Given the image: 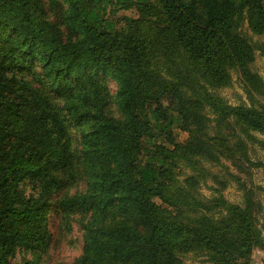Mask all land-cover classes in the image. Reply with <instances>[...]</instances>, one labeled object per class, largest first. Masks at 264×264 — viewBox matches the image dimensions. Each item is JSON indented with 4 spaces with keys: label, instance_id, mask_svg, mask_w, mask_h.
I'll return each instance as SVG.
<instances>
[{
    "label": "trees",
    "instance_id": "obj_1",
    "mask_svg": "<svg viewBox=\"0 0 264 264\" xmlns=\"http://www.w3.org/2000/svg\"><path fill=\"white\" fill-rule=\"evenodd\" d=\"M245 23L264 35V0H0V264H40L52 213L82 223L71 264H252L264 204L241 174L263 164L264 41ZM233 71L250 104L215 91Z\"/></svg>",
    "mask_w": 264,
    "mask_h": 264
},
{
    "label": "rangeland",
    "instance_id": "obj_2",
    "mask_svg": "<svg viewBox=\"0 0 264 264\" xmlns=\"http://www.w3.org/2000/svg\"><path fill=\"white\" fill-rule=\"evenodd\" d=\"M127 15L135 16V12L133 10L122 12ZM243 30L255 41H264V35L256 36L253 35L252 32L248 28V24L245 23L243 26ZM253 69L258 72L264 78V54L260 51L257 52L256 59L252 64ZM104 81L107 84V88L109 91L108 99L110 100L109 112L114 114L115 116L119 115L115 97L117 94L118 85L117 82L110 78L104 77ZM219 95L223 96L229 103L231 104H240L247 103L250 104V98L243 88V84L240 76L237 72L233 71V82L230 86L219 88L215 90ZM261 101H264V97H259ZM108 112V113H109ZM75 137L79 136V131L72 129ZM187 133L181 132L180 139L185 140L187 138ZM255 152L252 153L254 159H261L263 164L258 167L252 168V175L248 177L245 174H241L243 178L248 181L250 186L259 187L256 188L257 194L262 200L264 204V149H262L259 145H255ZM229 165L228 162H226ZM211 171H218L221 169L218 165H209ZM230 169L234 171V168L230 166ZM191 172L189 169H185V173ZM224 173V170L221 171ZM183 174V173H182ZM181 174V175H182ZM184 177V176H181ZM212 180L209 178L205 183L201 185V193L205 197H211L213 195V190L210 188L212 185ZM30 192V187H27V193ZM242 190L238 187V185L231 181L228 187L224 190V195L228 200L241 203L242 202ZM264 221V211L263 218L261 222ZM72 227L69 230H66L64 225H62V218L58 213H52L50 215V229L53 234V241L49 252L44 256V260L40 264H71L76 257H78L82 253L83 249V230L82 223L79 220L78 216L73 217L72 219ZM23 256V254L21 253ZM184 261L186 264H214L210 260L207 259L205 255H197L194 253H190L184 256ZM252 264H264V251L261 249H256L253 253V261Z\"/></svg>",
    "mask_w": 264,
    "mask_h": 264
}]
</instances>
